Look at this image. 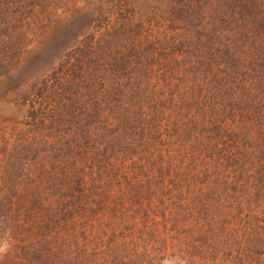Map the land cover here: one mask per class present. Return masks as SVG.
Masks as SVG:
<instances>
[{"label": "trees", "instance_id": "16d2710c", "mask_svg": "<svg viewBox=\"0 0 264 264\" xmlns=\"http://www.w3.org/2000/svg\"><path fill=\"white\" fill-rule=\"evenodd\" d=\"M82 6L68 19L77 29L68 33L69 23L56 30L60 65L44 77L46 95L34 94V84L28 90L34 96L28 113L39 115L35 126L56 131L57 151L72 152L81 170L68 164L70 172H60L55 204L40 201L38 175L30 184L36 187L22 185L16 194L0 188V237L7 241L0 264H69L68 253L80 260L92 242L123 234L131 221L142 230L152 214L146 225L154 263L216 264L219 242L204 240L226 232L222 213L246 221L247 258L264 264V0ZM83 21L86 27L78 25ZM67 38L72 41L64 44ZM147 114L161 119L149 122ZM113 156H139L135 170L142 177L127 182L124 194L105 196L102 179L117 164ZM183 170L207 198L186 191L183 202L174 196L172 175ZM188 185L178 183L184 190ZM167 190L165 213L155 201L165 208ZM15 196L26 203L10 202ZM106 197L123 203L114 223ZM80 228L93 236L80 237Z\"/></svg>", "mask_w": 264, "mask_h": 264}, {"label": "rangeland", "instance_id": "374dc122", "mask_svg": "<svg viewBox=\"0 0 264 264\" xmlns=\"http://www.w3.org/2000/svg\"><path fill=\"white\" fill-rule=\"evenodd\" d=\"M94 1L96 0H0V188L6 189L5 192L8 195H10L9 191L16 194L15 190L22 185L28 188L36 187L30 184H36L33 179L38 175L40 178L35 181L40 183L43 191L40 201L45 205L55 204L57 202L55 196H57L61 180L60 172L64 170L69 173L68 164L77 171L81 170L82 163H74L75 155L72 152L67 154L65 151L63 155V151H57L60 141L56 131H49L50 128L47 129L42 125H40L41 128L36 127L35 124L40 123L38 112L35 119L29 115L28 109L30 100H34L32 92L40 96L39 92L42 91L46 95V86L50 85L45 84L44 77H52L59 68L60 61L57 58H59L60 49L54 47L57 46L59 35L56 30L70 23L68 19L78 7ZM82 7L84 8V5ZM78 25L86 27L85 22ZM70 27L71 30L68 33H72L74 27L77 29L75 23H70L68 29ZM56 35L57 39L54 42L56 45H54L52 41ZM71 41L72 38H67L64 44H69ZM47 49H51L49 53L46 52ZM46 53L47 56H45ZM33 84V91L28 94ZM45 104L46 102L43 106ZM145 117L149 122L155 123L161 119L159 116L153 117L152 114H147ZM142 123L137 122V127ZM153 125L158 126V124ZM139 143L140 141H136V144L139 145ZM136 144L135 146L138 147ZM153 148L155 147L151 145L149 152ZM138 157L125 159L120 156L116 160L113 156L117 164L110 166L108 174L102 179L104 185L102 184L101 188L107 189L105 196H114L117 192L122 195L127 192L123 190L127 187V182H136L141 179V174L135 170L139 163ZM122 164H124L123 167ZM184 175L187 176L184 177ZM172 176H174V183L170 188L176 185L172 191L174 196L181 195L179 197L181 202L184 198L181 191H186V194L194 193L195 195H191L192 198L203 196L200 193L201 190L195 187L196 184H192V175L188 170L180 171ZM178 183L189 185L184 190L178 186ZM165 195V208L161 203L158 204L157 201L155 203L167 213L168 198L171 199V193L167 190ZM203 197L207 198V196ZM232 197L239 198L240 195L236 194ZM10 199V202H17L19 199L18 202L26 203L23 198L17 196ZM106 200L110 202V206L107 207L111 208L109 212H106L108 222L114 223L118 218H122L118 216V210L122 209L123 203L110 197L108 199L106 197L104 201ZM156 200L160 201V199ZM114 202L117 206L112 209ZM152 202L153 200L148 203L147 208L152 205ZM111 214H113L112 217ZM104 216L105 214H97L94 220L99 223ZM154 216L155 214H152L151 218L146 219L144 223L146 227L142 230L137 222L131 221L123 234L117 231L114 233L115 237H104L105 239L101 242L91 241L92 243L88 246L89 253L80 260L75 259V255L70 257L68 253L69 264H158L157 261L154 263L152 257V254L157 251L154 250L155 244L150 234L151 230L146 225L150 224ZM222 216L227 219L222 224L226 232L221 233L223 230L221 227V231L218 229L213 233L215 236L205 237L204 240H218V245L214 247L217 256L216 264H257L256 260L247 258L246 221L242 219L236 223L226 217L225 213H222ZM9 217L17 221L20 219V214L11 212ZM123 218L127 223L129 218L126 213H123ZM180 231L178 230L177 233H184ZM78 234L87 239L93 236L89 234L88 229L83 228H80ZM162 247L161 250L164 249ZM5 249H7V241L0 237V254ZM160 264L164 263L160 261Z\"/></svg>", "mask_w": 264, "mask_h": 264}]
</instances>
